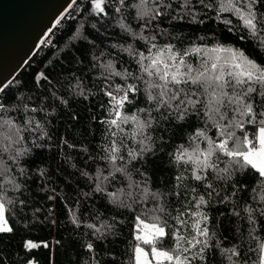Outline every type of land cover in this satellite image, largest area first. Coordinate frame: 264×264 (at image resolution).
I'll return each instance as SVG.
<instances>
[{
    "label": "trees",
    "instance_id": "obj_1",
    "mask_svg": "<svg viewBox=\"0 0 264 264\" xmlns=\"http://www.w3.org/2000/svg\"><path fill=\"white\" fill-rule=\"evenodd\" d=\"M157 2L163 14L144 27L137 13L154 9L153 0L146 6L106 0L102 14L91 10V0H76L0 92V194L12 229L0 232V264H135L137 245L151 259V246L135 237L153 223L165 226L156 245L164 250L175 247L174 234L202 241L195 247L182 241L191 264H261L264 179L251 169L225 174L230 162L219 152L212 157L216 167L204 168L201 155L208 139L222 138L218 124L248 118L227 98L218 113L209 112L211 98L196 85H169L195 91L200 101L178 119V101L149 99L150 92L159 99L160 89L148 84L163 82L143 68L158 51L167 59L168 48L193 69L215 62L225 73L235 71L233 55L264 67V0L253 8L260 19L255 30L240 18L247 13L236 10L247 0ZM128 85L136 90L117 117L108 93L124 95L117 89ZM254 87L247 102L260 113L264 90ZM261 118L245 123L243 132L231 130L254 139ZM17 151L22 155L13 162ZM193 224L208 236H198Z\"/></svg>",
    "mask_w": 264,
    "mask_h": 264
},
{
    "label": "snow or ice",
    "instance_id": "obj_2",
    "mask_svg": "<svg viewBox=\"0 0 264 264\" xmlns=\"http://www.w3.org/2000/svg\"><path fill=\"white\" fill-rule=\"evenodd\" d=\"M124 2L125 0H120L121 4H124ZM153 2L155 4L154 9L142 10L137 13V18L145 21L144 27L147 26L149 20L155 19L163 14L157 0H153ZM257 2L258 0H247V6L244 8L239 6V2L235 5L237 11L247 13L246 15L242 14L240 18L243 20L246 27L253 30H255L258 23H260V19L253 10ZM105 3L106 0H91V10L95 13L102 14L105 11ZM147 3L148 0H139L140 5L146 6ZM120 10V8L116 9L117 12ZM153 47H155V45H153ZM149 51H151V49H149ZM165 51L168 53L167 59L164 58L163 53L160 51L157 52L155 57H145V59H150L151 63L144 67L143 71L146 72L149 77L155 76L159 81L163 82L162 84H158L153 81L148 84L149 89H160L159 99L151 92L149 93V99L156 100L159 104H167L170 100L178 101L175 105V108L179 109L177 117L178 119H184L189 109H194L200 101L193 99L196 95L195 91L189 95L183 88L172 90L169 88V85L179 86L191 84L201 88L204 92L209 94L211 98L209 103L214 105V107L208 109L209 112L218 113L219 106L223 104V98H227L228 103L238 106L234 111L240 116L247 117L248 119L236 120L231 125H217L219 134L222 138L218 141L212 139L207 140L209 147L201 154L203 156L202 166L204 168H215L216 165L212 162V157L219 152L223 153L230 162L228 167L221 170L225 174L243 172L246 169H251L257 173L261 179H264V118L259 119V126L254 134V139L246 134L237 136L236 132L231 130L235 128L243 132L245 123H255L257 116L264 117V111L257 113L254 110L253 104L247 102L252 93L258 92V88L254 87V85L259 86L260 90H264V67L257 66L251 60L241 62V59L233 55L232 60L235 62L232 63L231 67L235 69V71L225 73L224 69L218 67L215 62L211 64L210 68L204 67L203 70L193 69L191 66L185 64L182 56L174 55V50L172 48H168ZM182 68L184 71H181ZM212 73L215 74L213 75ZM116 74L119 75V73ZM226 75L228 79H225ZM238 87L240 88L239 92L236 91ZM226 88L232 89L231 95L225 91ZM135 90V86L128 85L126 89H117L118 92H123L124 95L116 96L111 92L108 93L117 109L115 112L117 117L121 116L118 109L123 106L127 100V93ZM181 92H184L183 98L180 96ZM259 94L264 96V91H259ZM165 97H167V99H165ZM2 107L3 106L0 105V108ZM133 119H135V117H133ZM220 119H224L223 115L220 116ZM111 124L116 125L117 120L113 119ZM198 135L203 136L204 133L200 132ZM7 139L9 140V144L16 142L10 137ZM230 141L231 145L229 144ZM146 150L148 149H141V152ZM112 151L115 152L117 149L112 148ZM21 155L22 153L17 151L10 159L16 162L17 157ZM112 159L115 160V157H112ZM195 179L200 180L202 176L197 174L195 175ZM0 188H2V185H0ZM203 202V198H201L200 203ZM161 211H163L162 208ZM262 215H264V213H262ZM198 223L199 221H197V224ZM138 224H143V221L139 220V218ZM143 227L148 231L143 236L137 235L135 239L138 241L142 240L144 244L151 246V259H149V253L145 252L142 247L137 245L134 249L135 264H152V261H155L156 264H165V262H167V264H191V259L187 255H184L189 249L182 247V241L193 247L202 243L196 236L188 240L179 234H174L176 237L175 247L171 250H164L162 246L157 247L156 245L160 243L166 235L165 226L153 223L151 225L144 224ZM193 228L198 236H208L207 229L198 228L196 224H193ZM11 230L12 229L7 226V221L5 220V203L3 195L0 194V232H10ZM25 246L28 248L37 247L36 244L31 242L26 243ZM208 246L207 241H203V246L200 249L201 253H203V250ZM88 247L91 249L92 245L89 244ZM261 251L264 252V244L261 245ZM236 254L237 253L233 252V255ZM200 259H203V255L200 256ZM261 264H264V256L261 258Z\"/></svg>",
    "mask_w": 264,
    "mask_h": 264
},
{
    "label": "water",
    "instance_id": "obj_3",
    "mask_svg": "<svg viewBox=\"0 0 264 264\" xmlns=\"http://www.w3.org/2000/svg\"><path fill=\"white\" fill-rule=\"evenodd\" d=\"M76 0H0V92Z\"/></svg>",
    "mask_w": 264,
    "mask_h": 264
},
{
    "label": "rangeland",
    "instance_id": "obj_4",
    "mask_svg": "<svg viewBox=\"0 0 264 264\" xmlns=\"http://www.w3.org/2000/svg\"><path fill=\"white\" fill-rule=\"evenodd\" d=\"M258 130V129H257ZM262 256H264V252H262Z\"/></svg>",
    "mask_w": 264,
    "mask_h": 264
},
{
    "label": "built area",
    "instance_id": "obj_5",
    "mask_svg": "<svg viewBox=\"0 0 264 264\" xmlns=\"http://www.w3.org/2000/svg\"><path fill=\"white\" fill-rule=\"evenodd\" d=\"M66 14H67V13H66ZM66 14H65V15H66ZM65 15H64V16H65ZM64 16H63V17H64Z\"/></svg>",
    "mask_w": 264,
    "mask_h": 264
}]
</instances>
